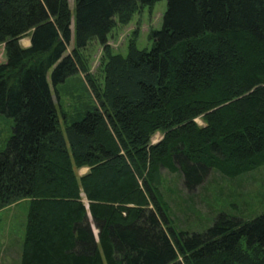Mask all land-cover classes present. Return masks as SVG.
Segmentation results:
<instances>
[{
  "label": "trees",
  "instance_id": "trees-1",
  "mask_svg": "<svg viewBox=\"0 0 264 264\" xmlns=\"http://www.w3.org/2000/svg\"><path fill=\"white\" fill-rule=\"evenodd\" d=\"M157 1L0 0V113L14 119L0 209L28 200L20 264H264V212L178 231L161 172L194 191L211 170L264 164V0H168L151 49L113 53L116 24ZM94 39L101 83L83 56ZM78 73L94 100L62 123L54 93Z\"/></svg>",
  "mask_w": 264,
  "mask_h": 264
},
{
  "label": "rangeland",
  "instance_id": "rangeland-1",
  "mask_svg": "<svg viewBox=\"0 0 264 264\" xmlns=\"http://www.w3.org/2000/svg\"><path fill=\"white\" fill-rule=\"evenodd\" d=\"M73 8L74 0H70ZM168 0H159L138 9L127 24L117 23L108 36L107 45L113 53L127 54L131 41L140 49H151L154 44L152 32L163 27V15ZM73 45H70V50ZM88 73L98 82L103 80L102 65L105 46L92 40L83 50ZM7 61L5 44L0 43V63ZM49 81L51 77L49 75ZM59 115L74 116L76 110L84 109L93 102L94 96L86 73H78L60 85L54 93ZM196 121L204 125L201 117ZM14 119L0 113V150L5 149L13 133ZM162 138L157 132L153 142ZM84 168L77 170L81 175ZM163 193L171 209L172 225L178 231L204 232L213 225L220 213L249 220L264 212V164L236 178L222 176L211 170L202 185L189 191L180 172L162 168ZM28 213V200L22 199L0 209V264H20V254ZM94 230L97 231L95 226Z\"/></svg>",
  "mask_w": 264,
  "mask_h": 264
},
{
  "label": "crops",
  "instance_id": "crops-1",
  "mask_svg": "<svg viewBox=\"0 0 264 264\" xmlns=\"http://www.w3.org/2000/svg\"><path fill=\"white\" fill-rule=\"evenodd\" d=\"M20 43L24 47L30 46V44H31V38H30V36H25L22 39H20ZM83 168H84V170H83V172H82L81 175L85 174L89 170V167H83ZM94 231H95V234L98 236V231H96V230H94Z\"/></svg>",
  "mask_w": 264,
  "mask_h": 264
}]
</instances>
